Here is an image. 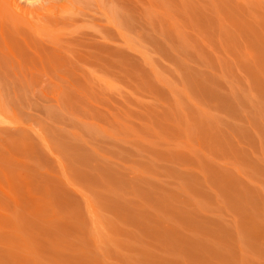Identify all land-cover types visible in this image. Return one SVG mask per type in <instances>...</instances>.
<instances>
[{
    "label": "rangeland",
    "instance_id": "1",
    "mask_svg": "<svg viewBox=\"0 0 264 264\" xmlns=\"http://www.w3.org/2000/svg\"><path fill=\"white\" fill-rule=\"evenodd\" d=\"M0 264H264V0H0Z\"/></svg>",
    "mask_w": 264,
    "mask_h": 264
}]
</instances>
